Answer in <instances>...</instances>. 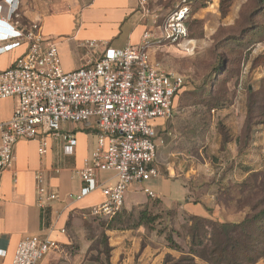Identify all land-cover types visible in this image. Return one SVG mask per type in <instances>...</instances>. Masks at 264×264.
Here are the masks:
<instances>
[{"label": "crops", "instance_id": "obj_1", "mask_svg": "<svg viewBox=\"0 0 264 264\" xmlns=\"http://www.w3.org/2000/svg\"><path fill=\"white\" fill-rule=\"evenodd\" d=\"M11 1L0 0V71L12 68L27 53L28 45L22 41L21 34L32 23L41 24L44 35L58 44L66 71L89 65L102 56V46L92 49L88 47V42L107 43L123 50L140 44L145 31L151 27V18L142 14V0H91L81 8H63L45 15L36 13L34 0L32 8H20L10 17ZM237 1L192 2L187 26L188 42L194 46V52H186L184 45L165 46L152 50V60L161 63L166 71L184 76L178 63L185 57L199 56L201 48L207 46L208 49L204 48L206 50L202 53L214 52L220 42L240 38L242 10L249 0L241 3L238 19L229 23V15ZM153 2L149 0L151 8L154 7ZM175 2L174 8L182 0ZM216 2L218 14L210 10ZM154 10L167 15L173 9L168 10L162 4ZM221 29H236V32L217 41ZM239 47L242 51V42H239ZM173 62L178 65H172ZM230 79L226 88L211 86L213 102L200 101V114L191 109L194 98L190 95H195L196 90L184 88L188 95H183L182 100L181 96L177 97L174 117L169 121L156 122L159 138L164 140L155 161L159 176L149 182L132 185L123 211L112 221L89 215L91 207L105 200L100 190L81 201L69 198V195L81 192L83 183L78 170L96 146L95 126L71 123L63 126L64 131L73 132L78 141L76 153L72 156L64 153L62 141L52 138L48 140L44 155L40 154L38 141L18 142L15 147L17 162L0 182V264H12L19 243L28 236L46 235L49 225L54 226L52 238L58 245L40 264H212L191 251V237H181L178 226L181 228L180 224L188 217L229 222L222 215L229 206L221 197L258 172L243 165L241 159L245 151L251 146L257 147L260 136H264L259 125L246 132L248 92L253 91L249 86L243 99L244 79L248 76L235 73ZM221 93L227 98L216 97ZM18 105L17 98L0 99V122L10 121ZM210 118L214 120L211 125L207 124ZM221 126L231 136L223 150ZM210 135L218 141L217 149L231 155L232 164L225 171L205 170V174L208 160L203 149L207 148ZM1 137L0 131V143ZM197 146L200 147V154L196 152ZM39 172L44 174L52 191L60 197L45 212L38 206L37 200L36 175ZM223 175L234 182L229 184L226 178L219 180ZM117 179L114 171L100 175L102 184L107 187L114 186ZM145 190L153 192L155 197ZM156 216L159 218L152 222ZM62 229H66V233H62ZM183 238L186 241H182ZM170 239L181 248L172 246Z\"/></svg>", "mask_w": 264, "mask_h": 264}, {"label": "built area", "instance_id": "obj_2", "mask_svg": "<svg viewBox=\"0 0 264 264\" xmlns=\"http://www.w3.org/2000/svg\"><path fill=\"white\" fill-rule=\"evenodd\" d=\"M12 0L9 16L19 9ZM182 0L170 13L162 15L141 1L142 14L151 18V27L138 45L117 50L107 43L90 41L89 48L102 46V56L84 67L66 71L58 44L48 39L39 23L22 30L28 51L16 64L0 71V99L17 98L19 105L8 122H0V182L17 162L15 147L20 141H38L40 154L52 138L63 142L64 153H76L77 138L64 131L65 124L95 126L97 143L78 170L83 186L70 199L81 201L100 190L105 200L89 209V215L113 220L124 209L126 195L134 184L149 182L159 176L155 166L163 139L157 131L158 120L174 117L175 101L183 90L184 76L166 71L153 61V49L185 46L194 52L189 41L186 18L190 8ZM2 11V6H0ZM117 173L114 186H104L103 172ZM38 206L45 212L59 195L52 191L42 172L36 175ZM151 197L155 194L145 190ZM44 236L32 235L18 245L12 264H40L55 248L54 226L46 227ZM66 233V229L61 230Z\"/></svg>", "mask_w": 264, "mask_h": 264}, {"label": "rangeland", "instance_id": "obj_3", "mask_svg": "<svg viewBox=\"0 0 264 264\" xmlns=\"http://www.w3.org/2000/svg\"><path fill=\"white\" fill-rule=\"evenodd\" d=\"M175 1L177 0H154L153 5L154 7H158L163 4L168 10H172L174 9ZM243 1L244 0H239L235 3L229 15V23H234L238 19V11ZM90 2L91 0H36V13L45 15L63 8H81L88 5ZM33 5L34 0H19L17 3L19 9L21 8L23 10L32 8ZM154 7L152 8L154 9ZM210 10L218 14L217 2L211 6ZM240 24V32L242 28L248 26L247 34L242 33L245 37L241 36L238 39L228 38L225 42H215L219 44L215 47L214 52L210 50L206 53H202L204 50L208 49V46L203 47L201 48L199 56L185 57V59L178 64L180 65V72L186 79L185 88L191 89V91L196 90L195 95H190V97L194 98V104L191 106L192 112H198V114H200L198 103L210 98L208 95L210 91L206 90H209L208 88H210L212 84L220 81L219 86L226 88L231 81L229 77L235 73L248 76V79H244V89L242 92L244 99V97H246V90H249L248 87L252 86L253 91L248 92L250 102L247 105V120L249 118L251 125L258 122V125L263 129L261 133L264 134V0H249L248 5L242 11ZM234 32H236V29L233 31L221 29L220 33L217 35V41L224 37H228L229 34ZM239 42H242V51H239ZM212 43L213 42H211V44ZM210 47H212V45H210ZM178 64H174L173 62L172 65ZM226 72L229 73L230 76L221 75L220 78H216L218 74H224ZM207 82H210V85L206 84ZM186 89H184L180 95L181 100L183 95H188ZM209 113L211 115L212 111H209ZM197 119L199 120V115ZM212 121L214 120L210 118L207 124H213L214 122L212 123ZM198 124H200V122H198ZM200 144L202 145V143ZM218 145L215 136L210 135L208 146L206 149H203L206 159L208 160L207 166L204 167V173L212 169L222 172V170L225 171V169L232 164L231 155H227L226 152L217 149ZM199 146L195 148L197 149V154H200V150H198L200 148ZM223 148L224 146L222 150ZM263 149L264 136H260L257 147L251 146L245 151L241 159L243 165L257 169L258 172L251 174L247 183H245L246 181L244 182L245 184L243 185H245V187H243L242 191L232 189L231 191L225 192L221 197L229 206V208L224 209L222 212V215L229 220L228 223H241L246 218L250 219V222L243 228V231H245L244 236L242 237V234L238 233L237 242L233 241L237 244V248L234 251H232L230 247L228 248L227 239L221 236L222 229L220 227L215 229L217 235L213 244L208 237H206V232H212V227H209L208 223L206 224L201 221L192 222L189 219H185V221H182L184 223L180 224L181 228L178 226L179 234L181 237H191L194 231L195 235H198L197 239L192 240V238H190L189 240L191 246L194 244L193 247L195 252L209 257L208 254L210 249L212 252L214 251L215 260L216 258L219 260H222L223 257L227 258L228 262L226 264H231L229 260L233 255L240 257L245 264L249 263L248 258L250 257H254L257 260L254 264H264ZM225 178L226 177L223 175L219 180L222 181ZM210 179L212 181V177H210ZM226 182L230 184L234 182V180L232 178H226ZM254 216L257 217L255 220H252ZM190 222H192L193 225H190ZM171 226L177 230L174 225ZM170 233H172V231H170ZM234 237H236V235ZM184 239L185 238H183L182 241H186ZM201 243L202 245H200ZM172 245L181 248V246L175 242H173ZM221 264L225 263L222 262Z\"/></svg>", "mask_w": 264, "mask_h": 264}, {"label": "trees", "instance_id": "obj_4", "mask_svg": "<svg viewBox=\"0 0 264 264\" xmlns=\"http://www.w3.org/2000/svg\"><path fill=\"white\" fill-rule=\"evenodd\" d=\"M195 0H189V1H187V5H188V7L190 8V10H189V13H188V15H187V18H186V25H187V20H188V17L190 16V14H191V11H192V9H191V7H190V4L192 3V2H194ZM249 2V1H248ZM205 5V4H204ZM247 5H248V3H247ZM246 5V6H247ZM245 6V7H246ZM244 7V8H245ZM222 10L224 11V13H225V7L223 6V4H222ZM243 11V10H242ZM188 27V26H187ZM248 28V26H246L245 28H242V31H241V36H244V35H242V33H245V34H247V29ZM188 31H189V29H188ZM190 36V35H189ZM245 37V36H244ZM222 73V72H221ZM218 74L217 75V77L216 78H220L221 77V75H226V76H228L229 75V73H224V74ZM230 76V75H229ZM229 79H230V77H229ZM217 81V80H216ZM206 84H209L210 85V82L208 83H206ZM220 84V81H217V82H215L214 84H212V85H219ZM209 85H208V87H209ZM211 85V86H212ZM211 86H210V88H208L209 90H206V91H210L209 92V99H208V101H206V103H208V104H212V102H213V99H214V96H212V92H211ZM186 87V84H185V86H184V88ZM221 87V86H220ZM183 88V89H184ZM204 91V90H203ZM182 92H183V90L178 94V96L177 97H179L181 94H182ZM217 98H223V99H225V98H227V95L226 94H223V93H221L220 95H217L216 96ZM249 102H250V98H249ZM210 111V110H209ZM209 113V112H208ZM208 122V121H207ZM259 123L257 122L256 124H250V120H249V118H248V120H247V129H246V132L247 133H249L250 131H251V128L253 127V126H256V125H258ZM220 132H221V134H222V137H223V146H224V148H225V146H226V144H228L230 141V138H231V136L229 135V133H228V131L226 130V128H224V127H220ZM247 181H248V179H247ZM247 181L245 182V183H247ZM245 183H243V184H245ZM241 185V186H238L235 190H237V191H242L243 190V187H245V185ZM257 216H254V218L252 219V220H255V218H256ZM159 217H153V219H152V217L151 218H149V219H152V222H155V221H157V219H158ZM142 219H143V216H142ZM186 219H189L190 221H192V222H194V221H201V222H205L206 224L208 223V226L209 227H212V232H206V234H207V236L206 237H208V239L214 244V240H216V231H215V229L216 228H218V227H220L221 229H222V233H221V236L224 238H226L227 239V245H228V248L230 247L231 248V250L232 251H234L236 248H237V244H235L234 242H237V238H238V233H240V234H242V237L244 236V233H245V231H243V228L250 222V219L249 218H246L244 221H242L241 223H234V224H231V223H221V222H217V221H213V220H209V219H204V218H198V217H188V218H186ZM251 220V221H252ZM112 221V220H111ZM193 225V224H192ZM193 227V226H192ZM191 231V230H190ZM193 235L191 236V238H192V240H195V239H197L198 238V235H195V232L193 231ZM190 234H191V232H190ZM236 235V237H234ZM172 240L170 239V242H171ZM234 241V242H233ZM172 243V242H171ZM173 244V243H172ZM193 245L194 244H192V246H191V251L193 252V253H196V254H199V253H197V252H195V250H194V247H193ZM200 245H202V243L200 244ZM172 246H174V245H172ZM175 247V246H174ZM177 248V247H176ZM200 255V254H199ZM209 257H207V256H204V255H200L202 258H204V259H206V260H208L210 263H215V264H221L222 262H224L225 264L228 262L227 261V258H224L223 257V259L222 260H219V259H217L216 258V260H215V258H214V251L212 252V250H210L209 249ZM248 260H249V263H247V264H254L257 260L254 258V257H250V258H248ZM230 262H231V264H245V263H243L244 261H242L241 259H240V257H238V256H232L231 257V259L229 260Z\"/></svg>", "mask_w": 264, "mask_h": 264}]
</instances>
